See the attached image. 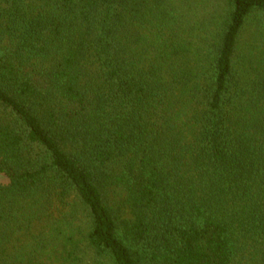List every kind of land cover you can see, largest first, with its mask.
Segmentation results:
<instances>
[{"label":"trees","instance_id":"trees-1","mask_svg":"<svg viewBox=\"0 0 264 264\" xmlns=\"http://www.w3.org/2000/svg\"><path fill=\"white\" fill-rule=\"evenodd\" d=\"M213 1L0 0V264H264V0Z\"/></svg>","mask_w":264,"mask_h":264},{"label":"rangeland","instance_id":"rangeland-1","mask_svg":"<svg viewBox=\"0 0 264 264\" xmlns=\"http://www.w3.org/2000/svg\"><path fill=\"white\" fill-rule=\"evenodd\" d=\"M213 1V0H212ZM217 0H214L213 3L215 4ZM222 1V0H221ZM195 4L197 5H194L193 4V8H194V12L197 14V15H201V14H204V12L206 10H210V6L207 4H205V0H194ZM205 4V6H204ZM264 19V14L262 13H258L255 15V17L253 18L252 21H249L248 25H247V30L244 32V33H255L256 31V28H257V23L258 21H262ZM256 33H260L258 30L256 31Z\"/></svg>","mask_w":264,"mask_h":264}]
</instances>
